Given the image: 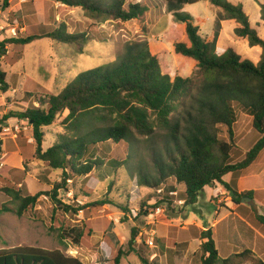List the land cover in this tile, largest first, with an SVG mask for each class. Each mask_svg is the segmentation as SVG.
I'll use <instances>...</instances> for the list:
<instances>
[{"label": "trees", "instance_id": "obj_1", "mask_svg": "<svg viewBox=\"0 0 264 264\" xmlns=\"http://www.w3.org/2000/svg\"><path fill=\"white\" fill-rule=\"evenodd\" d=\"M54 1L81 7L91 19L101 23L141 21L148 13L146 6L127 4L126 0L106 3ZM163 1L169 12L184 24L186 40L156 38L149 42H130L118 63L82 73L60 94L38 98V107L32 105L25 111H10L1 118L3 123L10 119L28 122L36 143L35 158L62 174L61 182L50 192L23 196L20 190L3 189L11 201L20 204L17 216L22 217L29 208L36 206L42 196L49 197L55 208L65 215H77L85 207L66 205L59 197L61 191H69V180L88 177L100 166L94 159L95 152L91 160L83 161L88 149L107 142L131 144L135 136L154 138L156 129H160L165 138L163 150H155L152 154L153 172H142L139 176L140 186L153 190L154 194L162 190L156 195L160 197L156 205H172L175 200H180L185 201V207L194 206L207 187L218 183L236 206L235 212L264 235V215L251 206L242 205L244 198L264 204V190L240 193L235 185L224 181L225 176L250 168L264 150V4H258L261 21H255L251 5L245 7L243 3L233 4L229 0H209L222 14L212 36L206 38L194 24L193 17L181 13L185 5L200 0ZM9 2L3 0V9L10 7ZM44 38L76 45L80 50L87 43L85 35L69 33L62 25L46 35L0 41V59L7 54L9 46H25ZM169 43H172L171 49ZM194 69L197 73L192 77ZM8 91L7 73L0 65V94ZM239 109L252 118L253 128L261 138L242 161L235 162L232 151L236 146L235 125ZM66 111L69 114L62 121L65 133L60 135V143L44 149L43 129L52 126ZM224 127L229 141L222 138ZM1 154L0 143V158ZM109 165L118 169L123 162L111 160ZM179 186L184 189L178 191ZM175 191L177 197L171 196ZM105 205L118 207L125 216L130 213L128 206L116 205L109 198L90 206L102 208ZM157 206L148 207L143 213L144 218ZM11 211L4 205L0 215ZM59 230L62 242L73 238L80 245L84 237V231L76 227ZM193 230L195 239L200 241L201 264H240L239 259L252 254L245 251L221 258L212 228ZM138 235V229L134 228L129 251L119 249L114 264H120L130 253L138 255L142 264H155L149 263L148 258L134 247ZM0 264L83 263L60 250L22 246L0 250ZM257 264L264 262L259 260Z\"/></svg>", "mask_w": 264, "mask_h": 264}, {"label": "rangeland", "instance_id": "obj_2", "mask_svg": "<svg viewBox=\"0 0 264 264\" xmlns=\"http://www.w3.org/2000/svg\"><path fill=\"white\" fill-rule=\"evenodd\" d=\"M94 1L106 3L112 0ZM247 1L254 2L255 12H259L257 16L261 21V8L258 4L264 0ZM126 3H140L146 6L148 13L145 18L141 21L101 23L91 19L81 7L66 6L54 0H13V2L10 0L8 9H3V0H0V41L14 38L10 35V30L13 28L18 29V37H28L46 35L62 25L67 27L69 33L85 35L87 40L82 50L79 46L60 44L48 38L25 46H9L11 48L9 54L7 52L0 59L1 68L7 73L10 84L13 86L18 84L19 88L24 86L20 89L14 87L18 90L16 92L14 89L8 91L10 93L8 101L15 103V110L11 111L26 109L32 97L36 101L40 97L60 94L82 73L118 63L125 53L126 45L130 42H149L156 38L166 41L185 38L184 24L169 12L163 0H126ZM181 13L189 14L194 18L204 37L211 35L216 22V13L218 18L222 14L206 0L185 5ZM24 27H27V30L21 33L20 29ZM168 47L171 49L172 43H169ZM185 71L187 73V69ZM192 73L194 77L197 70L194 69ZM237 112L236 146L232 151L235 162L242 161L246 153L261 138V134L253 128L252 118L240 109ZM63 117L60 115L56 124L45 130L44 149L60 143L59 137L62 134L59 133L63 131L62 128L60 129ZM0 123H2L0 133L6 135V138H12L10 131H4L5 123L1 117ZM156 130L154 138L135 136L131 144L107 142L97 148L88 149L83 161L91 160L95 152L94 159H97L100 166L88 177L73 179V183L68 184L71 194L61 191L59 197L66 205L85 207L80 217L74 213L65 215L56 209L50 198L46 196H42L36 206L29 208L22 217L17 216L16 210L20 204L11 201L3 189L20 190L23 196L50 192L56 183L61 182L62 174L37 160L35 153L31 152L29 147L23 150L25 156L23 168L14 162L12 153L4 156L2 150L0 209L6 205L12 211L0 215V250L22 246L48 251L60 250L66 256L78 258L83 264H114L119 249L126 253L129 251L131 232L137 228L139 235L134 247L148 258L149 263L201 264L200 241L195 239L193 228L203 230L200 229L202 225L207 227L219 222L215 242L221 258H229L245 251L252 252L248 239H241L238 236L233 238V235L229 236L226 233L233 225L234 219L225 218L228 213L225 210L226 206L232 203L227 201L228 193L220 184L210 187L213 192L211 200L208 198L210 193L208 189L206 194L199 198L197 204L190 207L177 204L157 206L160 200V197L156 196L158 194L139 185L140 174L151 173L154 170L153 152L162 151L165 144L163 131ZM24 133L26 132H23L21 138L26 143L27 137ZM222 138L229 141L225 127ZM8 152H12L10 148ZM111 160L121 161L123 165L118 169L111 168L109 165ZM262 168H264V150L250 173L254 176L262 175L264 173ZM183 189V186H179L178 191ZM106 198L111 199L116 205L128 206L130 213L125 216L113 205H105L102 208L90 206ZM152 198L154 199L151 200ZM216 205L221 208L220 212L217 211ZM242 205L251 206L260 214L258 204L256 205L254 201L250 203L245 201ZM151 206L163 209V212L156 216L154 226H148V220L143 216L144 211ZM260 211L261 215H264V207H261ZM73 227L84 231L80 245H77L73 238H67L64 242L60 239L59 229ZM151 230L156 232L155 249H151L145 243L150 237ZM261 235L264 239V235L262 233ZM257 251H260L264 258V243L257 246ZM154 254H157V258L152 260ZM259 260L261 259L252 252L251 255L239 259V262L257 264ZM120 264H142V262L138 255L130 253L122 258Z\"/></svg>", "mask_w": 264, "mask_h": 264}, {"label": "crops", "instance_id": "obj_3", "mask_svg": "<svg viewBox=\"0 0 264 264\" xmlns=\"http://www.w3.org/2000/svg\"><path fill=\"white\" fill-rule=\"evenodd\" d=\"M200 1H202V0H200ZM206 1L212 7L220 10L219 8L213 6L210 3L209 0H206ZM229 1L232 2L233 4L243 3L245 5V7H247V5L253 6V13L255 15V19L254 20L255 21H260L259 16H257V13H259V12L258 11H257V13L255 12L256 8H255L254 2H249L247 0H229ZM11 2H13V0H11ZM261 3L264 4L263 1H261ZM220 12H221V10H220ZM22 19H24V18H22ZM217 20H218V16H217V13H216V22H217ZM16 22L18 23V21H16ZM216 22H215V25H216ZM194 24H195V22H194ZM227 25H228V23L224 24V28H226ZM230 25H231V23H230ZM17 26H18V24H17ZM214 29H215V26H214ZM214 29H213L211 35L207 36L206 38H209V37L212 36V34L214 32ZM26 30H27V27L26 28L24 27V28L20 29V32L23 33L24 31L26 32ZM200 33H201V29H200ZM201 35H202V33H201ZM202 36L204 37V35H202ZM17 38H27V37H17ZM183 40H186V37L183 38ZM7 50H8L7 51L8 54H9V52L11 51V48L7 47ZM7 82L9 84V91L14 89V87H17V89H20L21 87H24V86H21L19 88L18 84L14 85V86L12 84H10V82L8 81V76H7ZM17 89H14L15 90L14 92L18 91ZM8 94H10V93L8 92L6 94H0V117L1 118H3L9 111L15 110V107H14L15 103H12L11 101H8L9 100ZM19 104L21 105V103H19ZM27 104H28L27 108L26 109H22V111L27 110L30 107V105L31 106L32 105L38 106L37 102L34 100V97H32ZM17 109L18 108H16V110ZM68 114H69L68 111H66L63 114V116H64L63 120L68 116ZM54 124H56V123H54ZM4 128H8L10 130L12 138H6L7 137L6 135H3V134L0 133L1 148H2L3 152L5 153L3 155L4 156H8L10 153H12L13 157H14L13 158L14 162H17L18 166L23 168V164L22 163L24 162L23 160H24V157H25L23 150L25 148H27V147H29L31 149V152L35 153V150H36L35 140L33 138V128L28 122L20 121L18 119H10V120L6 121ZM13 128H15V130H13ZM61 128H62L63 131H65L62 126H60V129ZM46 129H47V127H45L43 129V131L45 132ZM23 132H26V133H24L26 135V137H27L26 143L21 138ZM62 132L59 133V134H64L65 133V132L64 133H62ZM10 140H12V141H10ZM24 145H26V147H24ZM8 148H10V150L12 152H8ZM256 161H255V163H256ZM253 165L250 168H248L247 170H245V171H242V172H239V173H234V174H229V175L225 176L224 181L229 183V184L235 185L238 188L240 193H242L244 191L264 190V181H263L264 173L262 175H259V176H254L252 173H250ZM262 172H264V168H262ZM253 180H255V181H253ZM208 189L210 191L208 198H209V200H211V198L213 196V192H211V188L210 187H207L205 189V192ZM227 199H228L227 201L231 202L230 201L231 200L230 197L227 198ZM254 202L256 203V205L258 204V209H259V212L261 214L260 208L264 207V204H262L261 202H259L257 200H255ZM216 207L218 209L217 211L220 212L221 208H219V206H217V205H216ZM235 209H236V206H234L233 204L232 205L228 204L226 206L225 210L228 211V213L225 215V218L234 219V223H233V225L231 227H229V230L227 232L226 231L225 232L229 236L233 235V238H234V236H238V238L240 237L241 239H243V238L248 239V241L250 242L249 246H251L252 252L255 253L262 261H264L263 254L260 251H257V246L258 245L260 246V243L261 244L264 243V241H263L264 239H263L261 233L258 230H256L255 228H253V226H251V224H249L242 216L237 214L235 212ZM218 223L219 222H214L212 225L207 226V227L202 225L200 227V229L212 228V230L214 232V237H215L216 234H217V230L216 229L219 227ZM242 245H244V243H242ZM248 249H250V248H248ZM236 254H238V253H236Z\"/></svg>", "mask_w": 264, "mask_h": 264}, {"label": "built area", "instance_id": "obj_4", "mask_svg": "<svg viewBox=\"0 0 264 264\" xmlns=\"http://www.w3.org/2000/svg\"><path fill=\"white\" fill-rule=\"evenodd\" d=\"M18 34H19V31L17 28H13L10 30V35L14 38L18 37ZM4 131H10L8 128H4ZM73 181L72 180H69L68 181V184H72ZM220 191H222V189H219ZM66 192V191H65ZM69 195L71 194V191L69 190L68 192ZM162 193V190H159L158 191V194H161ZM178 195V192L175 191L173 193H171V196H174V197H177ZM185 203V201H180V200H175L174 201V204H177V205H180V206H183ZM84 210H80L78 212V217L81 216V214L83 213ZM163 212V209L161 207H157L154 211H152L148 217L146 218L148 220V226H154L156 225V222H155V218L156 216L160 215V213ZM155 236H156V232L151 230L150 231V237L148 239V241L146 242V244L151 248V249H155L157 246H156V239H155ZM157 258V254H154L152 256V260H155Z\"/></svg>", "mask_w": 264, "mask_h": 264}, {"label": "water", "instance_id": "obj_5", "mask_svg": "<svg viewBox=\"0 0 264 264\" xmlns=\"http://www.w3.org/2000/svg\"><path fill=\"white\" fill-rule=\"evenodd\" d=\"M245 201H246L247 203H250V202H252V199H250V198H244V199H242V204H243Z\"/></svg>", "mask_w": 264, "mask_h": 264}]
</instances>
